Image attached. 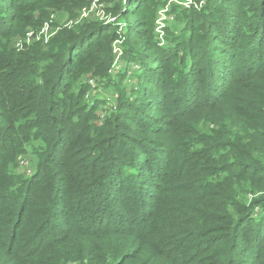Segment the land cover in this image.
I'll return each mask as SVG.
<instances>
[{"label": "trees", "instance_id": "16d2710c", "mask_svg": "<svg viewBox=\"0 0 264 264\" xmlns=\"http://www.w3.org/2000/svg\"><path fill=\"white\" fill-rule=\"evenodd\" d=\"M100 1L0 0V264H264V0Z\"/></svg>", "mask_w": 264, "mask_h": 264}, {"label": "built area", "instance_id": "2783aa9c", "mask_svg": "<svg viewBox=\"0 0 264 264\" xmlns=\"http://www.w3.org/2000/svg\"><path fill=\"white\" fill-rule=\"evenodd\" d=\"M123 2L127 0H122ZM172 3L177 4L181 6L182 8L189 9L191 7H200L203 3V1L196 2L194 0H168L166 6L160 10L159 16L157 18V26H156V31L159 33V36L163 34V28L166 25V20L170 19L168 18L166 11ZM96 18L97 20L102 21L103 23H113L115 24L116 17L111 15L110 12H107L105 9L104 3L101 4L99 3V0H92L88 6H85L81 9L79 15L73 20H65L62 24L60 25H52L55 22V17L52 14L50 17L49 21H46L40 29L38 30H32L29 29L28 31L25 32L24 36L21 38L16 39L15 45L17 47H20L23 43L29 44L32 42H40L42 41L43 43H46L47 40L56 32L59 30V28L62 27H70L73 24L81 23L85 21L88 18ZM117 24V23H116ZM55 27V28H54ZM122 27V26H120ZM54 28V29H53ZM53 29V30H51ZM122 41V39L117 40L114 42L113 45V54H115L117 57L120 55V47L119 43ZM163 41L161 40L160 44H162ZM117 60V59H116ZM115 62L113 63V68L115 69Z\"/></svg>", "mask_w": 264, "mask_h": 264}, {"label": "rangeland", "instance_id": "374dc122", "mask_svg": "<svg viewBox=\"0 0 264 264\" xmlns=\"http://www.w3.org/2000/svg\"><path fill=\"white\" fill-rule=\"evenodd\" d=\"M90 2L92 0H89ZM101 1L99 0V3ZM104 2H101V4H103ZM88 5V4H87ZM85 7V6H84ZM163 9V8H162ZM159 12L160 10L157 12V17H156V20H155V31H156V26H157V18L159 16ZM54 17H55V22L53 24L55 25H59V24H62L66 18V15H65V12L61 11V12H57V13H54L53 14ZM90 20H97L95 17L92 18H88L85 20L86 21H90ZM97 21H100V20H97ZM116 22V20H115ZM129 22H130V26L132 28V20L131 18H129ZM52 24V25H53ZM55 28V27H54ZM53 28V29H54ZM51 29V30H53ZM28 31V30H27ZM15 37L17 36H12L11 39L13 40V42L15 41L16 42V39L19 37H17L16 39H14ZM15 42H14V45H15ZM17 46L15 45V48ZM17 48H20V47H17ZM123 64L121 62L117 63L116 66H115V71H117L118 69L121 68ZM128 73H130V70L128 71ZM126 84H127V87H129L131 89V87H133V83L134 81L133 80H130L127 79L126 80ZM155 95H152V98H151V101L154 100L156 97H159L160 95H162L164 93V90L162 88H158L155 90V92H153ZM88 100H95V99H100L102 102L100 104H98V117H105V115L110 111L112 110L113 108V105H114V95H113V91H112V86L105 89L101 86H98L95 90L92 89L89 93H88ZM169 109L166 108L165 106H159L158 110L155 111L153 113V119H154V128L159 131V129H165L166 126L165 124L167 123L168 119H169ZM153 137H158L160 138L161 137V134L159 136H153ZM159 155V154H158ZM18 172L19 173H26V174H29L31 171H32V167L30 165V162L28 159H22V158H18ZM250 196V195H249ZM248 196V197H249Z\"/></svg>", "mask_w": 264, "mask_h": 264}]
</instances>
